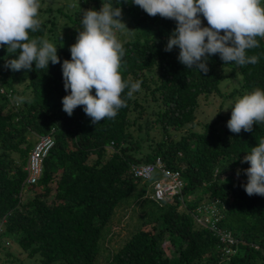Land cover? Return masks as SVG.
Segmentation results:
<instances>
[{"label": "trees", "instance_id": "trees-1", "mask_svg": "<svg viewBox=\"0 0 264 264\" xmlns=\"http://www.w3.org/2000/svg\"><path fill=\"white\" fill-rule=\"evenodd\" d=\"M102 2L120 7L130 27L142 36L122 42L120 68L124 80L142 84L131 99L125 89L126 107L114 119L94 125L84 106L75 108L72 116L62 110V98L70 90L64 89L61 65L71 59L69 49L82 30L84 11L99 10ZM118 3L80 0L68 16L79 29L71 36L74 42H61L64 33L57 32V15L38 18L41 28L30 36L53 43L60 57V63L49 62L48 69H35L34 63L32 70L7 69L6 59L16 54L0 46V250L11 236L27 258H37L36 264H97L116 209L141 182L133 178L131 165L159 158L181 172L182 200L159 203L150 195L151 202L166 205L164 209L144 221L102 264H264V196L245 192L241 185L247 176L242 170L250 164L240 162L264 137V124L253 125L252 132L232 133L227 128L231 113L218 111L200 131L189 129L171 139L173 132L194 125L199 98L219 93L225 77L238 85L229 93L232 98L256 87L264 89V39L258 37L259 47L247 53L258 56V63L225 65L216 54L209 58L208 73H199L178 61V48L164 50L176 27L174 20L151 17L131 0ZM58 11L65 15L62 8ZM202 23L207 26L206 20ZM18 84L24 88L19 90ZM15 97L25 99L17 102ZM154 128L159 140L149 134ZM42 136H51L53 145L43 159L39 180L28 187L34 195L25 199V168ZM211 203L221 214L218 225L238 241L229 255L193 217L197 208ZM166 240L177 250L175 261L165 253ZM4 253L11 261L12 253Z\"/></svg>", "mask_w": 264, "mask_h": 264}, {"label": "clouds", "instance_id": "clouds-1", "mask_svg": "<svg viewBox=\"0 0 264 264\" xmlns=\"http://www.w3.org/2000/svg\"><path fill=\"white\" fill-rule=\"evenodd\" d=\"M127 2V0H125ZM120 3V0H119ZM118 3V4H119ZM149 16L159 15L176 22L168 37L165 51L179 49L178 61L189 69L207 74L208 61L219 54L227 64L243 67L256 64L259 57L249 56L248 50L259 47L258 37L264 39V4L262 0H131ZM39 0H0V46L9 55L4 67L48 69L49 62L60 63L57 46L42 37L30 36L41 28L38 19ZM201 16L207 21L204 26ZM82 30L70 46L71 59L61 65L63 86L69 94L62 98V110L72 116L74 109L84 106L92 124L114 119L126 100L122 93L128 89V99L140 90L142 81L122 78L120 68L125 49L117 32L134 35L122 20L120 7L102 2L99 10L84 11ZM95 89V95L92 90ZM23 102L24 97L13 98ZM264 124V89L253 88L235 99L227 128L232 133L252 132L253 125ZM241 163L250 167L242 171L247 183L241 185L249 195L264 196V137L243 157ZM241 170H237V176Z\"/></svg>", "mask_w": 264, "mask_h": 264}, {"label": "rangeland", "instance_id": "rangeland-1", "mask_svg": "<svg viewBox=\"0 0 264 264\" xmlns=\"http://www.w3.org/2000/svg\"><path fill=\"white\" fill-rule=\"evenodd\" d=\"M39 3L40 8L38 18L47 20L52 19L53 16L57 15V32L59 34L64 33V35L61 36V42L66 43L69 39H73L71 36L76 34L79 29L78 27L71 25L68 16H70L73 9L79 5L80 0H39ZM47 8L51 9V11H49L50 13L40 11L41 9ZM60 8L63 9L65 15L60 16L58 11ZM201 18L204 20L202 16ZM122 20L126 23L128 29L134 30L130 27L128 17L124 12H122ZM117 36L121 42L136 38L140 39L142 37L140 32L136 31L134 35L117 32ZM228 71V69L225 71L226 75ZM236 87H238V85L232 77H225L219 85V93L199 98V105L196 110V120L194 125L185 126L181 132H173L171 139H178L181 133L189 129L200 131L201 126L204 123L213 120L218 111H220L222 115L230 114L231 107L235 99L239 96L232 98L229 96V93H231V91ZM23 88L24 84H18L19 90H22ZM138 97L142 99V95H139ZM134 132L137 133L136 131ZM149 134L155 140H159L161 138V135L156 128L152 129ZM151 193V181L140 182L130 197L116 209L112 221L106 229L105 239L101 244V247L103 248L102 255L97 260V264L105 262L108 259V256L113 251H116L119 246L129 238L130 234L139 228L144 221L156 215L159 210L164 209L166 205L151 202ZM33 195L34 192L32 189L28 187L25 188L23 198L26 199ZM163 247L165 253L173 261L178 258L177 250L174 249L175 246L170 244L169 241L166 240ZM6 250H9L13 255L11 261H6L7 257L4 253ZM36 259V257L32 259L27 258L26 254H24L18 247L16 238L10 236L4 240L3 248L0 250V264H36ZM256 264H260V262L257 261Z\"/></svg>", "mask_w": 264, "mask_h": 264}, {"label": "built area", "instance_id": "built-area-1", "mask_svg": "<svg viewBox=\"0 0 264 264\" xmlns=\"http://www.w3.org/2000/svg\"><path fill=\"white\" fill-rule=\"evenodd\" d=\"M53 145L51 136L39 137L31 150L25 171L27 178L25 187H30L37 183L43 170V159ZM130 172L133 178L141 181H151V198L156 202L172 201L176 198L182 200V193L185 182L181 172L176 169L166 167L159 158L148 164L131 165ZM196 222L207 229L217 237L222 246L224 255L234 252L233 246L238 242L237 239L228 230L221 228L218 223L221 219L220 211L216 203L204 205L196 209L193 214ZM0 223V230H1Z\"/></svg>", "mask_w": 264, "mask_h": 264}]
</instances>
